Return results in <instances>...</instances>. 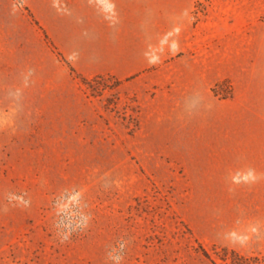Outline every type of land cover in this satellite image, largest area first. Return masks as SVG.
I'll list each match as a JSON object with an SVG mask.
<instances>
[{
	"label": "rangeland",
	"instance_id": "obj_1",
	"mask_svg": "<svg viewBox=\"0 0 264 264\" xmlns=\"http://www.w3.org/2000/svg\"><path fill=\"white\" fill-rule=\"evenodd\" d=\"M85 1L114 19L115 0ZM222 11L242 14V31L211 39ZM62 26L51 33L67 46ZM222 48L263 142L264 0H197L189 30H169L124 80L78 74L28 0H0V264H264V173L230 177L199 145L210 122L187 113L186 64ZM211 90L232 95L229 80Z\"/></svg>",
	"mask_w": 264,
	"mask_h": 264
},
{
	"label": "crops",
	"instance_id": "obj_2",
	"mask_svg": "<svg viewBox=\"0 0 264 264\" xmlns=\"http://www.w3.org/2000/svg\"><path fill=\"white\" fill-rule=\"evenodd\" d=\"M133 1L138 6L136 14L132 9ZM196 1L173 0L176 6L170 10L163 5V0H155L154 13L148 17L141 11L142 0H115L116 11L112 20L85 0H28V7L61 54L66 59H73L72 67L78 74L88 78L110 75L124 80L148 69L149 49L157 47L169 30H189ZM247 1L259 3L260 0ZM58 3L64 6L63 13L57 9ZM241 18L243 16L238 11L219 12L215 17L217 22H210V25L205 22V35L211 39L215 35H238L242 31ZM248 18L254 19L255 13H250ZM63 21H66V25L62 26ZM58 26L66 28L62 33L67 46L58 42L51 33L52 28ZM226 56L222 48L219 53H211L203 61L186 64L194 70V76L188 81L187 113L210 122L205 131L210 132L212 138H205L199 145L207 150V155L213 160L227 164L230 177L237 172L260 170L264 173V141L255 137L258 128L255 129L252 117L248 121L245 117L246 110L252 111L247 107L246 100H253V90H246L235 66L234 72H228ZM82 64L89 67L90 72H85ZM59 67L71 82L67 68L61 64ZM224 80L230 81L232 95L219 99L211 89L214 84ZM16 141L13 139L7 144L15 145Z\"/></svg>",
	"mask_w": 264,
	"mask_h": 264
},
{
	"label": "trees",
	"instance_id": "obj_3",
	"mask_svg": "<svg viewBox=\"0 0 264 264\" xmlns=\"http://www.w3.org/2000/svg\"><path fill=\"white\" fill-rule=\"evenodd\" d=\"M231 254H232V255H235L237 259L239 258L235 252L232 251ZM239 259H240V260H243V258H241V257H240Z\"/></svg>",
	"mask_w": 264,
	"mask_h": 264
}]
</instances>
